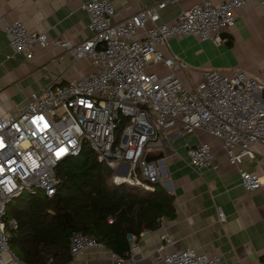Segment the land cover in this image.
Listing matches in <instances>:
<instances>
[{
    "label": "built area",
    "instance_id": "2783aa9c",
    "mask_svg": "<svg viewBox=\"0 0 264 264\" xmlns=\"http://www.w3.org/2000/svg\"><path fill=\"white\" fill-rule=\"evenodd\" d=\"M178 1L150 4L120 21L114 19L110 0L82 4L90 37L77 46L53 44L71 51L76 61L90 62L94 71L79 80L57 79L39 93L32 92L24 108L0 117V264L6 255L16 259L9 249V230L18 223L7 216L8 205L23 196L52 198L59 185L57 168L77 157L84 145L112 170L113 184L154 191L161 173L157 162L146 157L163 153L176 136L200 131L221 142L245 192L261 188L260 177L240 167L254 158L255 146L264 147V83L241 70L225 74L207 68L197 83L187 86L178 77L184 70L182 61L165 55L160 47L182 37L224 45L235 10L256 2L264 15V0H203L180 10L172 22L161 23L160 11ZM4 32L10 49L6 59L30 60L37 47L49 44L46 33L31 32L19 20ZM184 146L192 169L216 168L209 144ZM217 216L224 221L221 210ZM172 244L164 239L156 264L220 263L219 256L207 257L194 249L161 253ZM97 246L92 237L74 232L67 264H76L83 251ZM123 262L118 258L116 264Z\"/></svg>",
    "mask_w": 264,
    "mask_h": 264
},
{
    "label": "crops",
    "instance_id": "0c3cea01",
    "mask_svg": "<svg viewBox=\"0 0 264 264\" xmlns=\"http://www.w3.org/2000/svg\"><path fill=\"white\" fill-rule=\"evenodd\" d=\"M87 1L0 0V117L24 108L32 92L39 93L57 79L62 83L79 80L94 71L90 62L76 61L71 51L53 44L61 41L77 46L90 37L88 18L81 10ZM110 1L115 7L114 19L120 21L142 7L168 0ZM201 1L168 3L160 11V22H172L180 10ZM234 16V25L225 33L228 43L224 45L182 37L171 38L160 47L165 55L182 61L181 73L189 81L184 78V84L197 83L207 68L225 74L241 70L264 83L263 10L258 3L248 2L236 9ZM17 20L31 32L46 33L49 39L46 47L35 49L30 60L22 56L6 59L10 49L4 27ZM192 68L198 71L193 72ZM198 143L212 148L215 169L198 172L188 165L184 144ZM159 155L158 184L174 196L175 218L162 220L158 229L146 231L139 238L128 236L130 249H137L132 256L122 258L123 264H156L165 238L173 244L161 253L194 249L207 257L219 256V264H257L264 260V147L255 146L254 158L246 159L240 167L261 179V188L250 194L240 186L238 169L228 163L221 142L203 132L176 136L166 143L163 153H150L148 157ZM218 210L224 214L222 222L218 220ZM118 258L100 245L83 251L76 264H116ZM3 264L23 263L6 255Z\"/></svg>",
    "mask_w": 264,
    "mask_h": 264
},
{
    "label": "trees",
    "instance_id": "16d2710c",
    "mask_svg": "<svg viewBox=\"0 0 264 264\" xmlns=\"http://www.w3.org/2000/svg\"><path fill=\"white\" fill-rule=\"evenodd\" d=\"M56 174L59 185L52 198L23 196L7 207V216L18 223L9 230V249L23 264H67L74 232L124 258L128 236L139 238L175 218L174 196L160 184L154 191L113 184L112 170L87 145Z\"/></svg>",
    "mask_w": 264,
    "mask_h": 264
},
{
    "label": "rangeland",
    "instance_id": "374dc122",
    "mask_svg": "<svg viewBox=\"0 0 264 264\" xmlns=\"http://www.w3.org/2000/svg\"><path fill=\"white\" fill-rule=\"evenodd\" d=\"M85 62V61H84ZM193 70H191V71H193V72H196V71H198V70H196L195 68H192ZM178 77H179V79L181 80V81H183L184 82V78L186 79L187 78V75H185V74H183V73H179L178 74ZM188 80L186 79V82H187ZM185 82V83H186ZM189 82V81H188Z\"/></svg>",
    "mask_w": 264,
    "mask_h": 264
},
{
    "label": "water",
    "instance_id": "95a60500",
    "mask_svg": "<svg viewBox=\"0 0 264 264\" xmlns=\"http://www.w3.org/2000/svg\"><path fill=\"white\" fill-rule=\"evenodd\" d=\"M161 157H162V155H159L158 157H152V158H150V157H146V158H147L148 161H154V162H157V160H158L159 158H161Z\"/></svg>",
    "mask_w": 264,
    "mask_h": 264
}]
</instances>
